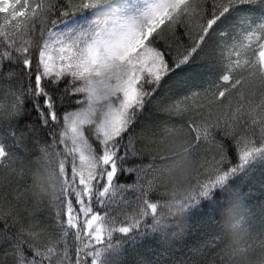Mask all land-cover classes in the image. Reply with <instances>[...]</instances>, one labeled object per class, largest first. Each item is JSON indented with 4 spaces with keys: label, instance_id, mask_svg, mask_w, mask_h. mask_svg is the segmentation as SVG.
<instances>
[{
    "label": "snow or ice",
    "instance_id": "snow-or-ice-1",
    "mask_svg": "<svg viewBox=\"0 0 264 264\" xmlns=\"http://www.w3.org/2000/svg\"><path fill=\"white\" fill-rule=\"evenodd\" d=\"M260 156L264 0H0V264H194L217 190ZM152 233L164 249L129 261Z\"/></svg>",
    "mask_w": 264,
    "mask_h": 264
},
{
    "label": "clouds",
    "instance_id": "clouds-1",
    "mask_svg": "<svg viewBox=\"0 0 264 264\" xmlns=\"http://www.w3.org/2000/svg\"><path fill=\"white\" fill-rule=\"evenodd\" d=\"M191 169L189 157L179 155L175 158H158L154 179L158 181L162 193L173 187L183 186ZM34 183H39L38 178ZM37 191H39L37 187ZM161 199H167L162 195ZM162 211L167 212L166 209ZM171 231L179 238L185 228L184 215L177 211L170 217ZM214 234L219 237L215 248H205L194 264H264V258L256 261L249 250L250 238L264 239V221H253L240 196L228 193L220 217L215 221ZM168 239L167 236L162 237Z\"/></svg>",
    "mask_w": 264,
    "mask_h": 264
},
{
    "label": "trees",
    "instance_id": "trees-1",
    "mask_svg": "<svg viewBox=\"0 0 264 264\" xmlns=\"http://www.w3.org/2000/svg\"><path fill=\"white\" fill-rule=\"evenodd\" d=\"M253 160H250L247 165L231 175L225 186L217 190L218 199L210 213L212 221L219 219L228 193H235L241 197L253 221H264V157H259V161L250 164ZM186 218H190L189 214H186ZM210 226L215 228L216 225L214 223ZM196 237L199 238V232L194 233L192 227H189L187 240Z\"/></svg>",
    "mask_w": 264,
    "mask_h": 264
},
{
    "label": "rangeland",
    "instance_id": "rangeland-1",
    "mask_svg": "<svg viewBox=\"0 0 264 264\" xmlns=\"http://www.w3.org/2000/svg\"><path fill=\"white\" fill-rule=\"evenodd\" d=\"M260 157L262 158L264 156H260ZM256 161H259V157L255 158L250 164H253ZM186 237H187V235H186ZM186 237H184L182 241L175 240V239L172 240L171 245L169 247L180 245V244L187 246L188 244L194 243L196 241V239H198V237H196V238L187 240ZM136 239H137L136 237L129 238V239H127L126 243L123 245V250L127 254L129 261L137 253L146 254L151 258L152 256L157 255L160 251H162L164 249V245L159 243V241H160V234L159 233H152L150 236L147 237V239L151 241V252H149V253L144 252L141 244L134 243V240H136ZM181 250L183 251L184 248H181Z\"/></svg>",
    "mask_w": 264,
    "mask_h": 264
}]
</instances>
